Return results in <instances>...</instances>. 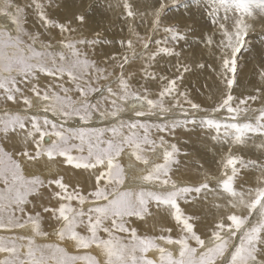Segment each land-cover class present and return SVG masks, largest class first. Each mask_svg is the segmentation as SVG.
Returning a JSON list of instances; mask_svg holds the SVG:
<instances>
[{
    "label": "snow or ice",
    "instance_id": "1",
    "mask_svg": "<svg viewBox=\"0 0 264 264\" xmlns=\"http://www.w3.org/2000/svg\"><path fill=\"white\" fill-rule=\"evenodd\" d=\"M54 3L55 0H49L48 6ZM210 3L209 16L215 28L211 35L201 36L200 40L213 61L207 67L223 85L219 101L211 108L195 102L187 88H180L184 73L190 71L181 47L188 36L165 22V0H156L153 5L151 34L147 37H141L129 23L128 31L141 50H136L133 39L116 41L125 54L122 60L115 54L106 57L105 64L111 62L112 71L98 66L79 47L94 50L95 46L112 44V40L102 38L98 32L93 39L69 35L59 41L64 50H52L51 43L40 39V32H31L24 26L25 8L13 0H5V6L0 8V16L6 20L0 23V90H3L0 99L22 101L27 107L23 114L6 111L0 117V132L7 138L10 131L16 133L19 129L24 145L21 156L63 157L67 166L89 172L94 183L92 190L82 194L78 188L69 191L63 177L47 182L28 178L13 154L0 147V230L11 233L22 229L33 233L0 235V253L6 254L0 264H101L92 255L72 254L58 244H37L35 237L48 235L41 227L45 213L50 214L49 219L63 222L56 233L59 240L73 241L77 253L95 245L104 254L103 264H264V259H257L258 253L264 256V164L237 154L254 149L264 155V72L260 73L261 85L254 89V94L234 95V86L239 87V57L250 27L245 17L253 16V8L264 14V0H210ZM63 6L56 4L57 8ZM27 7H34L47 35H51V29H58L61 35L76 33L88 23L84 13L73 14L64 21L53 20L37 0ZM109 7H122L126 22L137 15L128 0L123 3L116 0ZM221 11L223 18L219 17ZM37 44L42 50H36ZM135 61L143 62L145 83L139 89L131 83L134 73L126 76L125 66ZM162 65H170L169 71L175 69V73L169 76L152 71ZM198 67L204 69L206 65L200 63ZM116 68L120 69L119 74L115 73ZM41 74L52 78L44 88L39 86ZM148 82L160 86L157 98H152ZM27 92L35 93L43 101L35 112L28 111L36 105ZM256 102L259 107L252 106ZM174 109L179 110V116L173 113ZM124 113L158 120L125 119ZM217 114L226 115L221 119ZM198 124L213 133L210 139L214 144L228 145L227 154L218 161L219 176L206 170L200 173L204 179L198 186H178L169 176L173 166L180 164L177 130L188 132L189 126ZM29 144L34 146L35 155L29 152ZM157 148L163 149V163L155 164L146 175L129 176L119 162L127 152L147 166L149 159L144 153L155 152ZM245 169L259 172L255 186H241L237 190L235 182ZM154 180H159L158 187L162 190L126 186V181ZM210 180H216V184H210ZM51 185L59 189L51 192L50 197L57 201V206L41 203L37 210L30 197H42L41 189ZM205 191L224 203L214 204L216 209L223 210L222 214L210 234L202 238L195 230L193 217L183 211L181 201H187L189 194ZM73 201L79 206L74 207ZM86 203L90 205L87 210L83 208ZM152 204L157 208L167 206L181 235L173 238L172 228L163 230L168 235H138L135 220L145 219ZM226 228L227 233L222 236ZM158 241L176 246L175 251ZM150 252L157 253L158 258H149Z\"/></svg>",
    "mask_w": 264,
    "mask_h": 264
},
{
    "label": "rangeland",
    "instance_id": "2",
    "mask_svg": "<svg viewBox=\"0 0 264 264\" xmlns=\"http://www.w3.org/2000/svg\"><path fill=\"white\" fill-rule=\"evenodd\" d=\"M29 1L30 0H13V3L16 4V5H19L21 7L26 8L25 11L27 12V17H28V14L30 15L31 7H27V5L31 4L32 3L31 2L32 0L30 2ZM195 1L196 2H199L200 4H202L204 1H210V0H201L202 2L200 0H192L193 4H192L191 0H169V1H166L165 2L166 3V11H165V18H166V20H165V22H167V24L169 26H174V27H176V26L178 27L179 25H181L182 27L181 26L178 27L180 29V31L181 32H184V33H186V32L188 33V34L186 33L187 36H188V38H187L188 41L187 40H186L187 42L184 41L182 43V45H181V47H183V49H184V52H187V51L190 52V49L191 48L189 46H186L187 45L186 43H188L189 40L191 41L196 36L192 32V29L186 27L184 24H183L184 26L182 24H180L181 23V18L182 19H186V16H187L188 17L187 20H191L192 19L191 18L192 16H190L188 14H191V15H194V16L197 14L195 17L193 16V19L192 20H194L195 22L200 23V24L203 23L208 28L209 27L210 28L213 27V24L211 23V19H209V17H207V12L206 11H205L206 13H204V11L201 12V10H198L196 8H192L194 5L197 4ZM40 3H42V4H44V3L47 4L48 3L49 4V0H40ZM4 6H5V0H0V8H3ZM182 7L185 8V9H186V7L187 8L189 7V9L191 11L189 9H187L185 11V10H183ZM151 8L153 9V6H151ZM151 8H150V10H152ZM203 10H205V9H203ZM253 10L255 11L254 14H256L257 16H259L264 21V18H263L264 17V14H262L258 8H255ZM198 13L199 14H202L203 17H202V15H198ZM178 14H181V16L178 15ZM204 14H206V16ZM142 15L145 16V19L148 16L147 17V19H148V22H147L148 25H147V23L142 22L141 19L140 20H137V23H136L137 27H136L135 30L140 34L141 37H147L148 35L151 34L150 27H151L152 16H149L146 13H142ZM237 15H239V13H237ZM173 16L176 19L173 18ZM245 18L246 19L249 18V20H250V17H245ZM171 19H173V21ZM197 19L199 21H197ZM200 20H202L203 22H201ZM252 20H253V18H252ZM5 22H6L5 18L3 16H0V23H5ZM91 25H92V23L91 24L89 23V26L90 27H93ZM24 26H26V25H24ZM251 28H252V26L249 27V34L246 37V46L242 50V52L240 54V57H239L238 72H237L239 75H240V72H241L242 69L249 70V68H245V67L248 66V64H249V67H251V65H253V66H255L256 64L259 65L260 63H262L264 65V54L261 53V55H260V54L257 53V52H259V53L261 52L260 48L256 49L254 51V53H253V51H252L251 54H248L247 53L248 50H249V48L253 44H255V43H261L262 44V42L264 41V29L255 30V29H253V28L251 29ZM254 30L255 31H260L261 34H256L255 32H253ZM97 32L100 34V36L102 38H106V39L112 40L113 43H115V41L117 40L116 38H115L116 40L115 39L113 40L112 36L109 33L104 32V31H101V30H97V29H93V32L91 33V35L87 39H93V38H95ZM128 33H129V31H128ZM190 33H191V35H190ZM253 33H255L256 35L253 34ZM125 34H126V36H121L119 38L120 39L122 38L124 40L133 39L134 47H136V50L137 51H140L141 50L140 49V45L137 43L136 38L133 37V36H131V34H127V32H125ZM65 35H67V36H69V35L73 36L74 33H71V34L65 33ZM250 37L251 38H254L255 40L257 39L258 41L256 40L257 41L256 42L255 40H253V43H251L252 39ZM119 38H118V40H119ZM155 38H157V37H153V39H155ZM40 39L42 40L43 38L40 37ZM249 39H250V41H249ZM61 40H62L61 34L59 33L58 29H56L55 34L53 35L52 39L48 42V43H51L53 45V49L52 50H55V51L64 50L63 49V46L59 43V41H61ZM247 42H248V44H247ZM113 43H112V45L115 47V44H113ZM117 45L120 48V45L119 44H117ZM35 47H36V50L37 51L42 50L39 44H37ZM79 47H81L83 49V51L85 53H87V55L89 56L90 51L87 49V46H79ZM153 47H154V45H153ZM197 50H199V49H197ZM103 51H100L99 54L101 52H103ZM191 51H192V49H191ZM106 52L107 53L104 52V56L100 57L99 59H96L94 57L92 59V61H95L98 66H100V67H108L109 68V71H112V68L110 66L111 62H109L108 64H105L106 57L115 54V55H117V57L123 58L124 51L121 50V49L120 50L119 49H115L114 52H111V51H106ZM262 52H264V45H263ZM93 53H95V51H93L91 54H93ZM244 55H246V56H244ZM247 55H248V57L249 56L250 57L247 58ZM254 55H256V56H254ZM243 56L245 57L244 60H243V58H244ZM256 58H258V59H256ZM245 60H246V62H244ZM248 60H249L250 63L248 62ZM184 61L189 65V68L191 67V69H192V70L190 69L189 72L184 73V78H186V77H188V74L191 71H193L194 64H192L193 62L190 61V60H184ZM252 61H254V63H256V64H253ZM189 62L191 64H189ZM243 66H245V67L243 68ZM253 66H252V68H254ZM117 70H118V68L115 69V72ZM172 71L175 73V69H172ZM168 73L170 75L172 74L170 72H168ZM117 74H119V72ZM165 74H167V72H165ZM51 79L52 78L47 77V76L41 74L40 75V78H39V86L42 87V88L46 87L47 84L51 81ZM64 79L66 81L67 80V77H65ZM103 82L107 83V81H101V83H103ZM139 84H142V82H139ZM66 86H69V85H66ZM181 86H182V84H180V88H181ZM193 93L196 94L199 97V93L198 92H197L198 94L196 92H193ZM26 95H28L29 98H31L33 100L34 105H35V103L37 101H39V106L43 103V101L39 100V98H37L35 96V93L27 92ZM74 95H76V94H74ZM234 95L237 96V97H239L235 93H234ZM2 96H3V90H0V97H2ZM156 96H158V95H156ZM191 96L193 98V95H191ZM194 101L197 102V103L199 102L195 98H194ZM218 101H219V99L216 101V103ZM199 104H201V103H199ZM257 104H259V102L258 103L256 102L252 106L253 107H257V106L259 107L260 105H257ZM39 106L37 107V109L39 108ZM202 106L203 107H209V108H211V107L215 106V104H213L212 106H204V105H202ZM26 107L27 106L23 105L22 101H20V103H16V102H13V101H7L5 99H0V117H2L6 111L9 114H15V113H21V114H23V112H24V110H25ZM37 109L36 108H34V109H28V111L29 112H35ZM173 113L175 115H177V116L180 115L178 109H174L173 110ZM41 115H43V113H41ZM122 115H123V117L125 119H128L129 117H132L133 119H140L142 122L145 121V120H148L150 122L151 121L158 120L157 117L135 118L132 113H124ZM197 115H204V113H198ZM225 115L226 114H224V115L217 114V117L223 119ZM250 115H258V113H256V114H250ZM252 122H254V120ZM178 130L183 131L182 129H178ZM203 131H205V130H203V128L199 124L196 125V126H189V131L186 132L187 134H186V137H185L184 140L182 138H180V136L177 133V136L179 137L178 138L179 139L178 140V146H182L184 144L186 145L187 142H192V141H195L197 139L195 136H193L191 134V132H197L198 134H201ZM154 138H155V134H154ZM172 142L176 143L177 141L174 140ZM182 142H183V144H182ZM0 147H3L5 149V151L13 154L14 158L17 159L21 163V167H22L25 175L28 178H40V179H43L44 181L47 182L50 179H55V178H60V177H63V178H66L67 179V177H66L67 173H69V175H70V171L66 170V171H64V173L61 176V174H59V173L56 172V169H55V166H54L55 164L53 165V162L60 163V160L61 159L63 161V157L54 156L53 158H49L45 154V155L36 157L35 159H30L29 157L21 156L19 153H20L21 149L24 147V145L22 143V133H20V130L19 129L17 130L16 133H13V132L10 131L8 133L7 138L4 137L3 132H0ZM200 149L203 152H205L204 151V148L202 146L200 147ZM227 149H228V145H220V144H217L216 145V149H214V150L217 151V154L218 155L216 154L213 158H212V156L210 155L209 152H206L209 157L211 156V160L210 161H211V163H212L213 166L209 167L208 168L209 170H207V171H210L212 175L219 176V173H220L221 169L218 166V161L221 159L222 156H224V155L227 154ZM28 150H29V152L32 155H35L34 146L33 145L29 144L28 145ZM180 150H181V154L178 157L179 160H180V157L181 156L182 157H186V158L192 160V162H194V164L192 165V168L194 170H196L200 165H202L201 162H200V158H198L197 156L191 154L189 150L182 149L181 147H180ZM157 151H161L162 152V154H161L162 157L160 158V160L158 161V163H163V149L157 148V150L155 152L146 151L144 153V155L150 161L151 155L154 154V153H156ZM184 153H187V155H184ZM217 156H219V159L216 161ZM43 157L46 158L50 162L51 165L50 166H48V165H41V170L40 171L37 170V172H34V171L31 170V173H28V171H30L29 170V166H28V162L33 163V164H30V169H31V166L33 168L35 166L36 169H38L39 167H37V166L40 164V161H41V159ZM120 158H119V162L122 164V166L124 167V169L126 171V168H125L124 164L122 163V161H120ZM255 162H257L259 164H264V156L262 154H260V152H258V155L255 158ZM155 164H157V163H155ZM64 165L67 168H71L74 173H82L81 179H78L74 183L73 182H65L64 181L67 185H69V191H71L73 188H78L82 192V194H87L88 191L92 190L93 183H94V177H92L89 174V172H86L83 169H74L71 166H67L65 163H64ZM52 166H54V167H52ZM152 167H154V166L152 165ZM179 168H180V164L178 166H173L172 172L169 173V176L171 177V179L174 180V181H176V183H177L178 186H198L200 183L203 182V179L204 178L200 174L203 171H201L200 173H198V175H197L196 178L187 176L188 179L187 178L186 179H183V178H180L179 176H176L178 174L179 170H180ZM150 169H148L147 172ZM204 171H206V170H204ZM254 171L255 170H253V169L241 170L240 176L237 178L234 186L235 187L242 186V183H245L246 186L249 185V183H250L249 180H246V179H249V178H246L245 176L246 175H252ZM258 175H259V172L256 174V177ZM162 178H164V177H162ZM145 183H146L147 186H149V185L150 186H153V185L156 186L157 185L156 188H159L158 186H159V183L160 182H159V180H154L151 183H147V182H145ZM209 183L212 184V185H215L216 184V180H210ZM169 187H170V185H169ZM150 189L151 190H162L160 188L159 189L150 188ZM55 191H59V189H57L55 187V185H51L50 187H45V188L41 189V192L43 193V196L42 197L32 196V197H30V199L31 200L33 199L32 201L37 204V210H39V205L41 203L44 204V205H46V206L56 207L57 206V201L55 199H51L50 198L51 197V192H55ZM34 200L38 201L39 204L37 202H35ZM216 202H219V201H217V200L214 199L212 193H209V192H206V191L203 192V193H201V194H199V195H197V194H189V196L187 198V201H181V207H182L183 211L185 212L186 215H190V216L193 217L192 223L195 225V230H196L197 234L202 235V238H205L207 235H209L210 232H211V230H212V228L214 227V224L216 222H219V219H220V216H221L223 210L222 209H219L218 210V209H216L214 207V204ZM72 203H73V206L74 207H78L79 206V205L76 204L75 201H73ZM89 206L90 205L86 203L85 205H83V208L85 210H87V208ZM150 210H151L150 214L147 215L145 217V219H143V220H138V219L135 220L134 226L137 228L138 235H141V236H143V235L159 236L161 234L168 235L169 233H167L166 231H163V230H165L167 228H172L173 229V231L171 233V235L173 236V238H176L179 235H181L180 229L176 225V223H175L174 219L172 218V216L170 215L169 210L167 209V206L161 205L159 208H157L154 204H152V205H150ZM28 211H30V212L33 211L31 205L28 206ZM237 214L239 215V214H246V213H237ZM43 215H44V219L42 221L41 227H42V230L44 232L48 233V235L46 237H35V242L37 244H39V245H44V244H58L61 247H65L66 250L69 251L72 254H88V255H92V256L96 257V259L98 261H100L101 264H103V261L105 259L104 254L101 252V250L97 249L95 247V245H93L92 248H90V249L80 250L79 253H77V250L74 247V242L73 241H70L67 238H65L64 241H61V240H59V237L56 234L57 231H58V229L62 226V223L63 222L62 221L58 222V221L49 219L48 217H49L50 214L45 213ZM157 220H159L160 222H156ZM155 226H157V227L155 228ZM152 227H154L155 231H154V229ZM78 231H81V230L78 229ZM226 233H227V228L225 229V232H222L221 233V235L224 236V235H226ZM82 234H86V232H83L82 231ZM117 234L118 235H125V234H122V233H117ZM0 235H3V236H9V235H13V236L14 235H27V236H32L33 233L31 231H29V230H22V229H17L14 232H11V233L0 230ZM101 235L105 236V238H106V235L105 234L101 233ZM23 243L26 244L27 241H24ZM158 243L162 244V246L168 248L170 251H173V249H171V247H173V246H170L169 247V245L167 246L166 244L162 243V241H158ZM192 243H193V246H195L194 245V242H192ZM93 249L95 250V252L92 251ZM24 251H26V249H24ZM154 254H153V252H150V253H148V257L149 258H158V254L157 253L155 255ZM0 255H2V256H0V259L5 258V256H6V254H4V253H0ZM257 259L258 260L264 259V256H262V255H260L258 253L257 254Z\"/></svg>",
    "mask_w": 264,
    "mask_h": 264
},
{
    "label": "bare ground",
    "instance_id": "3",
    "mask_svg": "<svg viewBox=\"0 0 264 264\" xmlns=\"http://www.w3.org/2000/svg\"><path fill=\"white\" fill-rule=\"evenodd\" d=\"M166 1H169V0H166ZM37 2L40 3V0H37ZM115 2H116V0H55V3L51 7L48 6L49 5L48 3L47 4L44 3L43 5L45 6V11L48 13L49 17L51 19L57 20V21H64L67 17H71L73 14L84 13L87 15L88 23L86 25L79 27V31L74 33V35H73V37H75V38H88L91 35V33L93 32V29H97V30H101V31L109 33L112 36L113 40L115 38L118 40L119 37L126 36L125 32H127V34H130V33H128L129 23H132V25L136 29L137 20L141 19L142 22H145V23L148 22V19H147L148 16L146 15L147 17L145 19V16L142 15V13H146L149 16H152L151 13H152L153 9L151 8V6L154 5L156 0H128V2L132 5L134 12L137 13V15L135 17L127 18V22L125 19L126 13L124 12L122 7H120V8L109 7L110 4H115ZM191 2H192V0H191ZM193 2H192V4H193ZM59 3H63L64 6L62 8H57L56 4H59ZM121 3H123V0H121ZM196 3L197 4L194 5L192 8H196L198 10H201V12L204 11V13L207 12V17H209V19H211V17L209 16V13L211 12V9H212V4L210 3V1H204L202 4H200L199 2H196ZM150 8L152 10H150ZM187 9H189V7L188 8L186 7V9L183 8V10H185V11ZM203 9H205V10H203ZM253 9H255V8H253ZM254 12L255 11L253 10V16L250 17V20H249V18L248 19L245 18L246 23L249 26H252V28L255 30L264 29L263 19H261L256 14H254ZM233 14H235V13H229L230 16ZM178 15L181 16V14H178ZM188 15L192 16L191 18L193 19L194 15H191V14H188ZM198 15H202V14L198 13ZM204 15L206 16V14H204ZM235 15H237V13ZM223 16H224V13L221 11L219 13V17L223 18ZM202 17H203V15H202ZM173 18H175V17L173 16ZM187 18H188L187 16H186V19L181 18L180 24H182V25L184 24L186 27L192 29V32L194 33V35L196 37H194L191 41L189 40L188 43H186L188 40L185 42L187 44L186 46H189L192 49V51L190 49V52H188V51L184 52L185 53L184 54V60L192 61L193 62L192 64H194V69H193V71H191L188 74V77L184 78L183 83H181L182 84L181 89L187 88L190 91L191 95H193V98H192V96H191V98L193 100H194V98L196 100H198L199 101L198 103H201L204 106H212L213 104H216V101L219 99V97H220V91L219 90L223 88V85L220 83V80H219L218 76L216 75V73L207 67V64H211V63H213V61L207 55V52L204 50V44H203V41L200 40V37L211 35L214 31L215 26L213 25V27L208 28L203 23H202L203 24L202 25L200 23L195 22L192 19L187 20ZM252 18H253V20H252ZM165 20H166V18H165ZM171 20L173 21V19H171ZM197 21H199V20L197 19ZM200 21L203 22L202 20H200ZM89 23L90 24L92 23L91 26H93V27H90ZM25 25H26L25 27L31 32H37V31L40 32L41 37L43 38L42 40L45 43H48L52 39V37L56 31V29H51L50 30L51 35L44 34V29L41 27L40 21L38 20V13L34 10V7H31L30 15L28 14L27 22ZM147 25H148V23H147ZM179 26H181V25H179ZM255 30L253 32H255L256 34H261L260 31H255ZM255 33H253V34H255ZM190 35H191V33H190ZM61 37L63 39L64 37H67V35H65V33H64L63 35H61ZM251 39H252L251 43H253V40H255V39L254 38H251ZM119 40H120V38H119ZM116 41H115V43H113V44H115V47L112 44H110L108 46L107 45L95 46L94 50L92 47H87V49L90 51L88 58L90 60H92L94 57L96 59H99L100 57L104 56V52L105 53H107L106 51L114 52L115 49H119V50L121 49L124 51V54H125V49L121 48V47L119 48L117 45L118 43H116ZM249 41H250V39H249ZM248 42H247V44H248ZM263 45H264V41L262 42V44L261 43L253 44L249 48L247 53L251 54L252 51L254 53V51L256 49L260 48L261 52L260 53L257 52V53L260 55H261V53L264 54V52H262ZM197 49H199V50H197ZM93 51H95V53L91 54ZM100 51H103V52H101L99 54ZM256 55H254V56H256ZM244 56H246V55H244ZM249 57L247 55V58H249ZM118 58L120 60L123 59L120 57H118ZM244 59H245V57L243 58V60ZM256 59H258V58H256ZM244 62H246V60ZM248 62H249V60H248ZM172 63H175V60H173ZM200 63H204L206 65V67L204 69L199 68L198 64H200ZM252 63L256 64V63H254V61H252ZM189 64H191V63L189 62ZM252 66L253 65H251V67H249V64L247 67L243 66V68L244 67L249 68V70L242 69L240 72V75L237 73L238 74L237 79H238L239 87L234 86V93L237 94L239 97H244L248 94H254V89L261 85L260 73L264 72V65L262 63H260L259 65L256 64L255 66H253L254 68H252ZM125 68H126V76L134 73V75H132L131 83L135 86V88L139 89L140 85H141V84H139V82H142V84L145 83V81L142 78L143 62L142 61H135L131 65H126ZM169 68H170V65H162L160 68L152 69V71H156V72H160V73H164V74H165V72H167V74L169 76H171L172 74H174V72L172 70L169 71ZM190 69H191V67H190ZM119 71H120V69L118 68V70L116 72L118 73ZM168 72H170L172 74L170 75ZM103 83H105V82H103ZM162 83H165V82H162ZM148 87L152 91V98H157L156 95H158L159 90H161L160 86H158L152 82H148ZM193 92H196V93L198 92L199 97L196 94H194ZM166 102H167V98H166ZM35 105H36V109H37V107L39 106V101H37L35 103ZM257 105H259V104H257ZM177 131H178L177 133L180 136V138H182L184 140L187 133L184 131H180V130H177ZM191 134L193 136H195L197 139L195 141H192V142H187L186 143L187 146L184 144L182 146H179V148L181 147L182 149L189 150L191 154L200 158V162L202 165H200L196 170H194L192 168V165L194 164V162H192V160H190L186 157L181 156L180 157V168H179L180 170L176 176H179L180 178H183V179H186V178L188 179L187 176L196 178L198 173H200L201 171L209 170L208 168L213 166L211 161H210L211 156L213 158L217 154V151L214 150V149H216L217 144H214L210 139L211 135L213 134L212 132L203 131L201 134H198L197 132H191ZM257 142H258V140H257ZM182 144H183V142H182ZM201 146L204 148L205 152H203L200 149ZM206 152H209L211 156L209 157ZM161 154H162L161 151H157L156 153L152 154L151 159L149 161V165H147V166L136 161L134 159V157L131 156L130 154H128L127 152L122 155V157L120 158V161H122V163L124 164V166L126 168L127 175H129V176H143V175L147 174L148 169L152 168V165L154 166L155 163H158V161L162 157ZM237 154L243 155V157L246 160L255 161V158L258 155V151H255L254 149H249V150H245L243 153H237ZM218 159H219V156H217L216 161ZM61 161H62V159L60 160V163L53 162V165L55 164L54 166H55L56 172L61 174V176L64 173V171H66V170L70 171V175H69V173H67V175H66L68 180L66 178H63V180L65 182H73L74 183L78 179H81L82 173H74L71 168L65 167L64 163ZM30 164H33V163L28 162V166H29V170H30V171H28V173H31V170L34 172H37V170L40 171L41 165H48V166L51 165L50 162L44 157L41 159L40 164L37 166V167H39L38 169H36L35 166H34V168L31 166V169H30ZM54 166H52V167H54ZM201 166H203V167H201ZM257 173H258V171L255 170L252 175H246L245 177L249 178L246 180H249L250 183L247 186L245 185V183H242V186L245 188L255 186V183H256L255 177H256ZM126 186L135 187L137 189H139L141 187H143L145 189H150V188L159 189V188H156L157 185L156 186L155 185L147 186L145 182H140V181H136V182L126 181ZM240 188H241V186H238L237 190H240ZM34 201L38 203V201H36V200H34ZM216 203H224V201H219ZM156 222H160V221L157 220ZM156 227L157 226H155V228ZM152 228L154 229V227H152ZM154 231H155V229H154ZM171 246H173V247H171V249H173V251H174L176 246H174V245H171ZM169 247H170V245H169ZM92 251L95 252L94 249ZM0 256H2V255H0Z\"/></svg>",
    "mask_w": 264,
    "mask_h": 264
}]
</instances>
